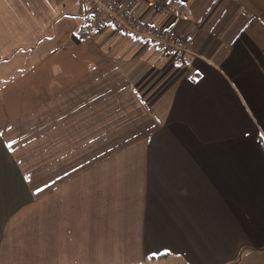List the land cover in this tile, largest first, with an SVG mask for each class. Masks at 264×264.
Segmentation results:
<instances>
[{"label": "crops", "instance_id": "crops-1", "mask_svg": "<svg viewBox=\"0 0 264 264\" xmlns=\"http://www.w3.org/2000/svg\"><path fill=\"white\" fill-rule=\"evenodd\" d=\"M156 1L129 16L182 60L83 36L82 0H0V264L264 256L262 2Z\"/></svg>", "mask_w": 264, "mask_h": 264}, {"label": "built area", "instance_id": "built-area-1", "mask_svg": "<svg viewBox=\"0 0 264 264\" xmlns=\"http://www.w3.org/2000/svg\"><path fill=\"white\" fill-rule=\"evenodd\" d=\"M137 0H82L88 22L81 28L84 32L100 30L109 25L115 31L128 34L131 38L154 47L164 57L180 60L188 51L184 37L164 32L158 27L139 22L129 16ZM173 4V0H157L155 11Z\"/></svg>", "mask_w": 264, "mask_h": 264}, {"label": "rangeland", "instance_id": "rangeland-1", "mask_svg": "<svg viewBox=\"0 0 264 264\" xmlns=\"http://www.w3.org/2000/svg\"><path fill=\"white\" fill-rule=\"evenodd\" d=\"M261 2H262V4H261V6H263L264 7V0H260ZM242 7H248V6H252L254 3H253V1H252V3H251V1L250 0H242ZM81 4H83V2H81ZM83 8H84V10H86V8L84 7V5L82 6ZM70 13H73V12H68L67 14L68 15H70ZM262 16V14H260V16H256L255 17V20H257L258 18H260ZM85 18H82V22H83V20H84ZM259 30H260V32H264V23L263 24H259ZM74 64V66H75V69H80V66H79V64H78V66H76L75 65V61L73 62ZM10 64L11 63H9L8 64V66H7V68H9V66H10ZM83 68H84V70H85V64H84V62H83ZM43 74H44V71H43ZM9 75V74H8ZM7 78L9 79L10 78V76H7ZM72 79L73 78H68L67 79V82H70V81H72ZM12 81V80H11ZM11 81L9 80L8 81V83H6L9 87H10V85H11ZM8 87V88H9ZM33 95V94H32ZM31 95V96H32ZM7 116L9 117L10 116V114H7ZM248 256V255H247ZM264 256L263 255H260L257 259H258V261H256L255 260V258H251V257H249L250 258V261L248 260V261H246L245 262V264H264V258H263ZM146 264H186L185 262H184V260H183V258L180 256V255H177V256H172V258L171 257H168V259H164V260H161V261H153L152 263H146Z\"/></svg>", "mask_w": 264, "mask_h": 264}, {"label": "trees", "instance_id": "trees-1", "mask_svg": "<svg viewBox=\"0 0 264 264\" xmlns=\"http://www.w3.org/2000/svg\"><path fill=\"white\" fill-rule=\"evenodd\" d=\"M88 18V17H87ZM82 27V26H81ZM80 31L79 32H81V34L83 35V36H85L86 34H89V33H91V32H97V31H99V30H90L89 32H84V31H82V28H80L79 29ZM164 32H167V31H164ZM170 33V32H169ZM151 47V46H150ZM154 48V47H153ZM159 52V51H158ZM187 53V52H186ZM186 53H184L183 54V57H184V55L186 54ZM183 57L180 59V60H182L183 59ZM177 60V59H176ZM163 255H166V254H160L159 255V257H162Z\"/></svg>", "mask_w": 264, "mask_h": 264}]
</instances>
